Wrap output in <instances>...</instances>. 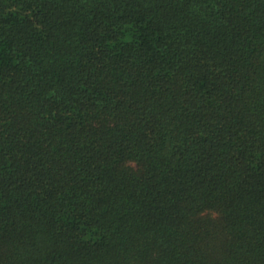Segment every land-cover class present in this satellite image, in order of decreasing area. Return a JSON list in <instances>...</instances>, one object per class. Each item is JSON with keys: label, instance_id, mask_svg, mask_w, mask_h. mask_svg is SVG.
Returning <instances> with one entry per match:
<instances>
[{"label": "trees", "instance_id": "16d2710c", "mask_svg": "<svg viewBox=\"0 0 264 264\" xmlns=\"http://www.w3.org/2000/svg\"><path fill=\"white\" fill-rule=\"evenodd\" d=\"M0 264H264V0H0Z\"/></svg>", "mask_w": 264, "mask_h": 264}]
</instances>
